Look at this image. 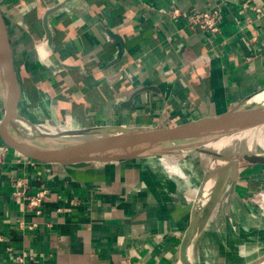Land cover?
Here are the masks:
<instances>
[{
    "label": "crops",
    "instance_id": "0c3cea01",
    "mask_svg": "<svg viewBox=\"0 0 264 264\" xmlns=\"http://www.w3.org/2000/svg\"><path fill=\"white\" fill-rule=\"evenodd\" d=\"M244 3L264 12V0H0L22 83L18 112L43 132L163 128L245 99L264 103V14L256 18ZM212 8L221 10L219 33L187 22V13ZM3 107L0 88V116ZM168 159L70 168L10 150L0 166V264H181V238L208 168ZM174 165L183 175L171 173ZM260 167L248 174L264 184ZM235 173L192 243L194 264H244L264 254V216ZM18 180L28 195L46 191L39 206L15 194Z\"/></svg>",
    "mask_w": 264,
    "mask_h": 264
},
{
    "label": "water",
    "instance_id": "95a60500",
    "mask_svg": "<svg viewBox=\"0 0 264 264\" xmlns=\"http://www.w3.org/2000/svg\"><path fill=\"white\" fill-rule=\"evenodd\" d=\"M0 88L4 102L0 116V141L7 149L26 158L63 164L70 168L74 164L85 162H108L167 154L199 153L213 159L228 160L225 169L214 180L210 181V178L204 176L196 189L189 222L179 246L181 264H194L190 256L192 243L223 195L236 163L242 161L264 166L263 148L260 151L249 147L241 151L225 152L214 145V138L217 136L264 126V109H248L255 105H246L247 99L218 116L199 118L170 127L85 126L64 127L53 132L40 131L18 112L22 83L8 28L1 13ZM15 121L28 125L29 134L21 132L15 126ZM244 264H264V254Z\"/></svg>",
    "mask_w": 264,
    "mask_h": 264
},
{
    "label": "rangeland",
    "instance_id": "374dc122",
    "mask_svg": "<svg viewBox=\"0 0 264 264\" xmlns=\"http://www.w3.org/2000/svg\"><path fill=\"white\" fill-rule=\"evenodd\" d=\"M252 104H254L255 107L252 106L251 108H248V109H264V105L260 106L261 103L260 104L251 103V102L246 103V105H252ZM15 126L23 133L25 132L29 134L30 132L28 125H26L23 122L15 121ZM48 128L49 130L54 129L50 127ZM40 130L44 131L46 129L41 127ZM46 131H48V129ZM231 136L233 137L231 138V140H229L227 144H224L220 147L218 146L217 147L215 146V147L221 148V150L225 152L241 151L249 147H251L255 151H260L262 150V148L264 149V126H258L254 128L236 131V132L223 135V136H217L214 138V141L216 142L218 140H221L222 138H225V137L229 138ZM156 156L162 157L163 155H156ZM164 156H167V158H169L168 160L171 162V164H174L176 161L177 162L182 161L181 164H183L187 160V162H185V167L189 166V169L190 168L193 169L195 168V166L197 167L199 166L201 169L208 168L206 173L204 174L201 173V177L203 178L204 176H206L207 178H211L210 181L214 180L225 169V166H227V163H228V160L213 159V158H210L209 156L202 155L199 153H191L190 155H187V156H184L183 154H167ZM189 157H191V159H189ZM236 164H237L236 167L233 169V171L229 175V180H232L234 178V176L236 175L235 172H241V176L239 177V179H237L238 186H241L243 188L242 191L245 195L244 198L246 199L248 204L260 210L257 203H255L252 200V198H254V195L257 194L258 192L264 191V187H263L264 184H260L258 182L259 180L255 178L254 174L253 175L252 174L250 175V173L248 174V171H249L248 168L251 169L253 167L255 169L256 168L259 169L261 168L260 167L261 165L248 164L242 161H238ZM262 170H264V167H262ZM253 172H256V171L252 169L251 173ZM171 173H175L179 175L176 172H171ZM254 179H256V181H254ZM261 213L264 216V213L262 211Z\"/></svg>",
    "mask_w": 264,
    "mask_h": 264
},
{
    "label": "built area",
    "instance_id": "2783aa9c",
    "mask_svg": "<svg viewBox=\"0 0 264 264\" xmlns=\"http://www.w3.org/2000/svg\"><path fill=\"white\" fill-rule=\"evenodd\" d=\"M243 8H249L254 11L256 18L261 17L264 12L260 8H257L249 3H244ZM176 9L173 10V13H177ZM187 22L196 26L200 30L209 32L211 34L219 33L220 31V22H221V10L220 8H212L204 11H192L185 15ZM10 150L6 147H0V166L4 163L5 157ZM45 190H39L34 194L26 193V185L21 180L16 182L15 194L22 196L27 202L28 206H39L44 199ZM252 200L257 203L260 210L264 213V191H260L254 195ZM23 224H20L22 227ZM31 228L32 226H27ZM24 255H17L16 259L19 262L24 260Z\"/></svg>",
    "mask_w": 264,
    "mask_h": 264
},
{
    "label": "bare ground",
    "instance_id": "6f19581e",
    "mask_svg": "<svg viewBox=\"0 0 264 264\" xmlns=\"http://www.w3.org/2000/svg\"><path fill=\"white\" fill-rule=\"evenodd\" d=\"M253 103V102H252ZM260 104V103H259ZM261 105H264V103H261L260 104V106ZM13 129V128H12ZM233 136H231V137H225V138H222L221 140H218V141H216L215 143H214V145H216V143L217 142H219V143H221L220 145L222 146V145H224V144H227L228 142H226V139L228 140V139H231ZM224 141V142H223ZM217 147V146H216ZM220 147V146H219ZM173 170L175 171V172H177L178 174H180V175H183V173H182V170L180 169V167L178 166V165H174L173 166Z\"/></svg>",
    "mask_w": 264,
    "mask_h": 264
}]
</instances>
